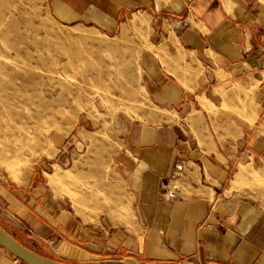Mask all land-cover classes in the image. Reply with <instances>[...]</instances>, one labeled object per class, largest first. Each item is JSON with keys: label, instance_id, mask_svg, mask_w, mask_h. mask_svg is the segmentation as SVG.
Returning <instances> with one entry per match:
<instances>
[{"label": "crops", "instance_id": "0c3cea01", "mask_svg": "<svg viewBox=\"0 0 264 264\" xmlns=\"http://www.w3.org/2000/svg\"><path fill=\"white\" fill-rule=\"evenodd\" d=\"M58 1L79 18L131 15L136 33L149 19L140 67L151 108L139 119L124 116L107 142L115 176L78 169L79 158L48 178L52 189L81 174L102 180L106 203L91 206L116 211L115 219L79 222L49 200L23 212L38 235L60 237L44 246L46 256L76 264H264V0ZM128 35L123 25L114 38ZM85 126L78 133L87 143ZM94 159L105 166L104 156ZM89 183L70 195L75 207L94 196Z\"/></svg>", "mask_w": 264, "mask_h": 264}, {"label": "rangeland", "instance_id": "374dc122", "mask_svg": "<svg viewBox=\"0 0 264 264\" xmlns=\"http://www.w3.org/2000/svg\"><path fill=\"white\" fill-rule=\"evenodd\" d=\"M62 8L64 3L58 0H0V65L3 72L18 75V84L26 85L13 97L10 90L0 93V121L6 124L0 128V225L9 234L15 231L16 240L43 256L50 240L54 244L61 239L54 231L38 235L23 212L49 200L79 222L106 224L115 219L116 211L91 206L106 203L102 180L81 174L77 181L52 189L48 178L51 181L57 171L68 173L77 159L87 156L78 169L115 176L113 151L107 162V142L120 130L124 116L139 119L151 108L140 67L149 19L142 18L146 27L136 33L131 15L114 21L87 11L79 18L65 15ZM123 25L129 31L125 41L114 38ZM82 124L84 133L90 134L89 146L78 133ZM12 125H22V134L4 138L5 128ZM96 135L94 140L99 142L94 148L91 137ZM5 146H14L16 156L7 157L8 152H2ZM98 154L106 160L104 167L100 161L93 163ZM82 181L90 182L87 192L93 191L94 196L87 193L89 203H82V197L75 207L70 195ZM116 197H121L117 188ZM0 264L23 263L0 246Z\"/></svg>", "mask_w": 264, "mask_h": 264}, {"label": "water", "instance_id": "95a60500", "mask_svg": "<svg viewBox=\"0 0 264 264\" xmlns=\"http://www.w3.org/2000/svg\"><path fill=\"white\" fill-rule=\"evenodd\" d=\"M0 246L23 264H76L43 256L21 244L0 225Z\"/></svg>", "mask_w": 264, "mask_h": 264}, {"label": "bare ground", "instance_id": "6f19581e", "mask_svg": "<svg viewBox=\"0 0 264 264\" xmlns=\"http://www.w3.org/2000/svg\"><path fill=\"white\" fill-rule=\"evenodd\" d=\"M6 44H7V42L5 43V45ZM8 46L9 45H7V47ZM3 68L4 67H2L0 65V93L4 92V94H5V92L7 93V90H10L11 97H13V95L16 94L17 92L22 91V90H26V85L18 84L15 81V78L18 77L17 74H12L9 72H3L2 71ZM12 78H13V80H11ZM27 80H29V79H27ZM30 82H31V80H30ZM29 86H30V84H29ZM2 112L4 113L3 110H2ZM3 123L4 122L0 121V128L6 126V124L5 123L3 124ZM22 128H23L22 125L18 126V127L16 125L8 126L7 128H5V132H3L4 138L10 137V136H15V135L19 137V134H22ZM0 137H1V135H0ZM3 146H2V148H3ZM5 147H6L5 149H2V152L7 151L8 152L7 157L12 158V157L16 156V155H13V153L16 152V150H14V148H13L14 146L13 147L12 146H5Z\"/></svg>", "mask_w": 264, "mask_h": 264}, {"label": "built area", "instance_id": "2783aa9c", "mask_svg": "<svg viewBox=\"0 0 264 264\" xmlns=\"http://www.w3.org/2000/svg\"><path fill=\"white\" fill-rule=\"evenodd\" d=\"M174 170H175V172L182 171V164L181 163H175L174 164Z\"/></svg>", "mask_w": 264, "mask_h": 264}, {"label": "trees", "instance_id": "16d2710c", "mask_svg": "<svg viewBox=\"0 0 264 264\" xmlns=\"http://www.w3.org/2000/svg\"><path fill=\"white\" fill-rule=\"evenodd\" d=\"M4 228V227H3ZM5 229V228H4ZM6 230V229H5ZM7 231V230H6ZM8 232V231H7ZM9 233V232H8ZM11 235L15 238V239H18V236H17V233L15 231H11Z\"/></svg>", "mask_w": 264, "mask_h": 264}]
</instances>
